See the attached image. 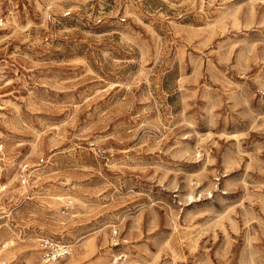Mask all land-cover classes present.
<instances>
[{
	"label": "rangeland",
	"instance_id": "374dc122",
	"mask_svg": "<svg viewBox=\"0 0 264 264\" xmlns=\"http://www.w3.org/2000/svg\"><path fill=\"white\" fill-rule=\"evenodd\" d=\"M116 258L264 264V0H0V264Z\"/></svg>",
	"mask_w": 264,
	"mask_h": 264
},
{
	"label": "built area",
	"instance_id": "2783aa9c",
	"mask_svg": "<svg viewBox=\"0 0 264 264\" xmlns=\"http://www.w3.org/2000/svg\"><path fill=\"white\" fill-rule=\"evenodd\" d=\"M41 244L44 248V257L47 262L56 261L58 259L64 258L70 255L72 252V249L69 245L60 244L59 242H55L53 240L42 239ZM118 261L119 258H116L114 263L111 264H116Z\"/></svg>",
	"mask_w": 264,
	"mask_h": 264
}]
</instances>
